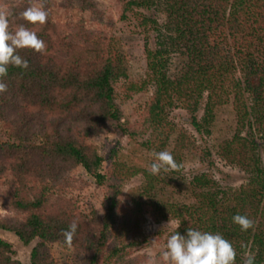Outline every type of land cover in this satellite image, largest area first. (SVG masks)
Here are the masks:
<instances>
[{
	"label": "trees",
	"instance_id": "1",
	"mask_svg": "<svg viewBox=\"0 0 264 264\" xmlns=\"http://www.w3.org/2000/svg\"><path fill=\"white\" fill-rule=\"evenodd\" d=\"M56 0H19L2 15L13 34L20 26L44 41L42 52L16 49L28 67L8 66L0 93V230L13 233L25 245L35 241L31 264H57L53 246L59 245L69 260L80 264H140L133 256L143 225L176 220L179 227L220 234L235 249V264H264V0H128L129 7H156L166 21L155 48L146 50L147 78L154 91L142 111L141 124L150 130L148 146L166 145L175 130L167 111L180 106L199 133L208 132L218 106L228 103L236 131L218 144L217 153L228 165L240 169L246 181L223 187L209 173L193 176L191 203L157 198L159 174L147 168L117 163L104 168L103 157L92 138L108 124L119 134H138L116 103L115 81L125 75L113 38L92 30L84 20L58 23L53 19ZM69 8L95 9L93 0H60ZM32 7L48 13L43 25L30 23L22 13ZM143 20H147L146 16ZM154 22V21H152ZM173 55L180 68L170 74ZM203 109L199 118L198 111ZM173 158L195 146L184 132L175 138ZM206 156L209 155L204 150ZM83 169L104 189L105 208L86 213L75 190L85 181L75 175ZM142 174V184L126 192L125 184ZM80 179V180H79ZM79 180V181H78ZM77 182L80 183L77 184ZM246 216L253 226L242 231L233 222ZM77 224L71 244L64 235ZM177 225V226H178ZM0 264H23L12 242L0 238Z\"/></svg>",
	"mask_w": 264,
	"mask_h": 264
},
{
	"label": "rangeland",
	"instance_id": "2",
	"mask_svg": "<svg viewBox=\"0 0 264 264\" xmlns=\"http://www.w3.org/2000/svg\"><path fill=\"white\" fill-rule=\"evenodd\" d=\"M18 1L0 0V14H3L10 5L17 4ZM93 1L95 9L82 10L76 6L67 8L61 5L60 0H56L53 6V19L58 23L80 19L85 21L88 28L106 32L113 38L114 46L122 59L125 75L115 81L116 103L123 112L122 121H127L139 131L133 137L121 135L116 125L108 124L99 135L93 137L92 141L98 146L103 157V167L106 169L117 163H125L150 169L155 154L161 151H168L172 154L176 136L179 132H184L195 142V146L184 149L179 161L174 159L177 164L175 169L159 173L161 182L157 185V198L171 202L191 203L193 198L190 192V182L193 176L203 172L212 175L223 187H237L244 183L245 174L237 167L228 165L217 153L218 144L231 137L236 131V120L230 101L218 106L215 110V120L208 127V132L203 130L201 133L191 126L187 119L188 112L185 109L180 106L170 108L167 111L166 121L176 131L172 133L164 147L161 145L151 147L146 144L150 130L146 131L140 125L141 113L153 94L154 86L148 83L139 90H131L130 87L132 85L142 86V82L146 80L148 70L146 50L155 48L159 30H163L166 18L156 7L151 9L129 7L126 4L128 0ZM140 14L146 16L147 20L144 21ZM180 65V57L173 55L170 74H175ZM198 116L199 118L203 116L202 108L198 111ZM3 133L4 130L0 126V141H3ZM204 150H207L208 156L204 154ZM75 175L85 181L80 190H75L84 212L88 213L93 208L102 212L105 208L104 189L98 188L83 169H79ZM143 181L142 174L133 176L125 184L121 199L126 201L127 190L142 184ZM77 184L80 185L79 182ZM0 213H8L2 207L1 201ZM177 225L176 220L155 223L147 218L143 225L145 235L139 239V244L134 248L132 255L139 256L140 264H165L161 255L166 248L165 238L168 232L174 230ZM0 238L12 242L17 258L23 264H31L30 252L35 241L25 245L13 233L3 230H0ZM53 251L57 264L75 263L74 260L70 261L67 258L66 251L59 245L55 244ZM81 260L82 258L76 260V264H80ZM167 264H171V261Z\"/></svg>",
	"mask_w": 264,
	"mask_h": 264
},
{
	"label": "clouds",
	"instance_id": "3",
	"mask_svg": "<svg viewBox=\"0 0 264 264\" xmlns=\"http://www.w3.org/2000/svg\"><path fill=\"white\" fill-rule=\"evenodd\" d=\"M22 15L28 22L41 25L46 23L48 17L47 11L36 7L26 9ZM19 48L42 52L45 43L35 32L24 26H20L13 34L9 31L8 18L0 14V93L7 90L3 78L8 74L9 65L25 69L28 67V61L16 53ZM176 167L172 154L161 151L155 154L149 171L152 175H157L161 171L166 172ZM233 222L238 224L242 231H247L253 226L252 220L239 214L233 216ZM76 230L77 224L72 223L64 233L69 245ZM161 255L165 264L169 261L171 264H235L236 252L230 241L222 235L188 228L185 234L177 231L170 235ZM254 259V256L249 255L245 264H254Z\"/></svg>",
	"mask_w": 264,
	"mask_h": 264
}]
</instances>
